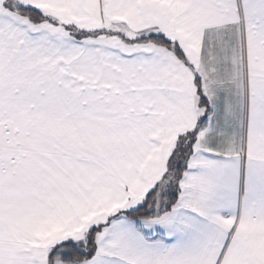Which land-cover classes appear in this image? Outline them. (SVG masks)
Returning <instances> with one entry per match:
<instances>
[{"label": "snow or ice", "instance_id": "6c2138e0", "mask_svg": "<svg viewBox=\"0 0 264 264\" xmlns=\"http://www.w3.org/2000/svg\"><path fill=\"white\" fill-rule=\"evenodd\" d=\"M0 264H264V0H0Z\"/></svg>", "mask_w": 264, "mask_h": 264}]
</instances>
